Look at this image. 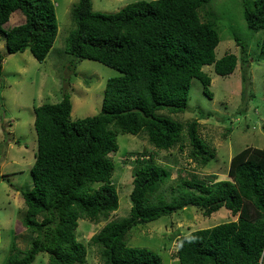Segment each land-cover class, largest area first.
<instances>
[{
	"label": "trees",
	"instance_id": "16d2710c",
	"mask_svg": "<svg viewBox=\"0 0 264 264\" xmlns=\"http://www.w3.org/2000/svg\"><path fill=\"white\" fill-rule=\"evenodd\" d=\"M212 1L137 0L114 13L93 11L92 0L72 5L64 52L120 74L107 79L97 114L72 120L66 93L55 103L34 107L32 186L20 193L26 206L22 224L35 236L25 249L13 244L4 264H31L39 252L48 253L49 264L85 262L87 247L77 239L78 220H107L119 205L109 156L118 148V134L144 135L159 150H181L187 138L194 162L205 166L215 157L198 132L197 120L184 124L171 116L187 108L193 78L212 96L204 65L226 76L239 59L245 64L246 80V50L237 36L233 37L241 47L239 58L234 53L215 57L221 38ZM240 3L248 31H263L264 52V0ZM15 11L23 21L6 29ZM57 30L52 0H0V36L8 53L28 48L35 59L44 61ZM1 62L0 54V69ZM145 156L139 153L134 160L138 166L132 175L129 214L107 221L89 239L98 247L99 264H162L155 251L128 246L127 235L132 227L184 206L204 216L224 207L234 219L179 236L178 264H264V144L235 153L226 178L178 175L174 186H165L170 170Z\"/></svg>",
	"mask_w": 264,
	"mask_h": 264
},
{
	"label": "rangeland",
	"instance_id": "374dc122",
	"mask_svg": "<svg viewBox=\"0 0 264 264\" xmlns=\"http://www.w3.org/2000/svg\"><path fill=\"white\" fill-rule=\"evenodd\" d=\"M52 1L58 30L44 61L35 59L28 48L8 53L4 38L0 36V264H4L13 244L18 249H25L35 236L22 224L26 206L20 193L32 186L30 170L36 152L34 107L55 103L66 93L72 103V120L97 114L101 109L107 79L120 74L100 62L78 59L64 52V40L72 28L70 11L77 0ZM134 1L137 0H92V10L114 13ZM241 8L240 0H213L210 4L221 38L215 48V57L218 59L225 53H234L239 58L241 47L233 37L237 36L246 50V55H243L248 60L246 80L243 79L245 64L239 59L234 71L226 76L216 74L212 65H204L202 70L211 78L212 96L208 97L202 90L201 82L193 78L187 108L171 115L184 124L197 120L198 132L214 149L215 157L205 166L194 162L188 155L190 146L187 138L181 150L178 146L159 150L144 135L118 134V148L109 156L114 163L112 180L119 205L109 213L107 220L98 223L84 218L78 220L77 239L87 247L83 264L101 263L98 247L90 244V237L107 221L129 214L132 175L138 166L134 160L139 153L145 154L144 158L152 156L155 163L168 168L170 179L165 186H174L178 175L204 178L215 174L217 180L226 178L230 158L235 153L246 146H263V31H248ZM200 13L203 19V12ZM22 21L21 13L15 11L4 27L8 29ZM232 219L231 211L224 207L204 216L195 207L184 206L171 215L132 227L126 243L130 247L155 251L160 255L162 264H178L175 252L179 236ZM48 258V253L39 252L31 264H49Z\"/></svg>",
	"mask_w": 264,
	"mask_h": 264
}]
</instances>
